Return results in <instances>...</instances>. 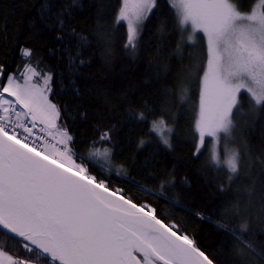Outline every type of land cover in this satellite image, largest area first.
<instances>
[{"label": "snow or ice", "instance_id": "6c2138e0", "mask_svg": "<svg viewBox=\"0 0 264 264\" xmlns=\"http://www.w3.org/2000/svg\"><path fill=\"white\" fill-rule=\"evenodd\" d=\"M163 2L175 15V54L183 51L186 41L201 42L195 75L184 69L176 80L182 100L189 82L198 96L193 155L198 158L210 138L209 170L227 169L215 184L222 203L212 216L190 212L197 219L215 221L214 228L224 238L220 252L213 255L202 248L154 202L172 203L165 192L176 186L174 172L155 170L157 150L172 149L176 138L177 119L163 97L149 106L130 100L123 90L109 92L104 110L116 123L97 128L93 138L77 139L73 125L77 118L89 121L85 105L94 99L91 93L82 97L76 83L79 70L91 67L84 58L91 47L88 38L72 27L74 9L82 5L79 0H40L31 30L51 26L55 40L65 47L69 68L77 71L64 78L69 85L62 89L69 97L64 104L56 102L53 87L60 74L40 69L36 49L20 47L22 63L15 69L0 63V237L15 243L14 249L0 245V264H264V243L255 239L257 233L264 237V153L257 157L258 181L248 176L255 190L240 199L239 193L231 199L228 195L247 171L241 162L248 159L249 149L236 140L237 117L264 113V0H251L246 9L241 0ZM92 7L98 19L104 9H111L112 22L126 24L123 48L134 55L161 0H115L114 5L94 0ZM161 28L166 30L163 21ZM105 55L110 59V50ZM172 70L158 67L165 79ZM121 110L125 126L146 129L137 139H120ZM124 143L153 148L142 168L135 161L113 163L123 154L116 150ZM133 171L141 179L147 173L153 183L159 177V192L147 181L141 184ZM124 185L139 189L142 198Z\"/></svg>", "mask_w": 264, "mask_h": 264}, {"label": "trees", "instance_id": "16d2710c", "mask_svg": "<svg viewBox=\"0 0 264 264\" xmlns=\"http://www.w3.org/2000/svg\"><path fill=\"white\" fill-rule=\"evenodd\" d=\"M105 4H113L115 0H103ZM82 7L74 9L72 27L88 38L91 45L84 58L90 60L89 69L79 70V79L76 81L80 88L81 96L87 99L91 93L92 105H85L90 113L87 123L78 118L73 125L74 134L78 140L90 139L95 136V130L100 127H110L115 120L106 118L104 106L109 92L123 90L130 94L129 99L137 103L163 102L168 105L170 112L177 119L175 125V137L172 141V149L157 150L155 157L156 172H174L176 186L171 191L165 192L168 201L165 204L160 200L154 202L163 209V214L175 217L184 229L192 235L197 243L212 252L213 255L220 252V244L223 236L214 228L215 221L197 219L190 212L202 211L205 215L212 216L213 211L222 203L220 193L215 184L220 181L226 170H217L209 167L206 161L209 158L207 143L204 150L197 158L194 153V129L193 124L198 105V96L195 88L189 82L184 85L187 88V96L181 99L177 75L181 70L187 69L191 75H195V69L200 65L202 58L201 42L197 39L193 42H185L183 51L175 54L174 44L179 39L174 29L175 15L170 8L161 0V9L156 12L142 30L134 55H130L124 48L126 42V25H115L108 13L111 9H104V17L97 18V10L92 7L94 0H79ZM246 9L251 0H241ZM40 7V0H0V63H6L9 68L15 69L22 63L19 48L28 46L36 49V58L42 61V71H54L59 73L55 77L53 85L58 93L56 102L68 103L69 97L63 95L62 89L69 85L66 79L76 69H70L68 57L64 56L65 47H61L55 40V32L51 26L47 29L37 28L31 30L33 21L36 20V12ZM166 24V30L161 28V22ZM104 30H107L106 32ZM106 49L110 50L111 58L105 55ZM55 50V55L51 52ZM171 66L172 73L165 79V73L158 71V67ZM188 75V73H185ZM175 86V87H174ZM165 89H169L167 94ZM75 107V106H73ZM111 108V105L108 106ZM75 117V112L71 113ZM122 132L120 139L135 140L146 131L143 125H127L123 110L119 113ZM240 124V144L249 149L246 154L248 159L242 160L247 166V171L232 185L229 199L237 196L238 199L246 197L255 190V185L248 179L257 180L255 170L259 168L261 153H264V113L257 112L254 116L246 114L243 118L237 117ZM72 124V120L67 121ZM148 139L147 136L144 137ZM117 153L114 164L127 161H135L138 168L143 167L145 156L153 152L151 146L145 149H137L135 144L124 143ZM264 158V157H261ZM151 170V167H150ZM141 184L147 181V186L159 192V177L153 183L148 180V174L144 173L145 179H141L138 171H133ZM187 181V183H185ZM115 182V181H114ZM131 189V193L138 199L142 198L140 190L124 185ZM178 202L176 206H173ZM233 203L235 201L233 200ZM184 209V210H180ZM258 243H264V237L257 233L255 237ZM0 245L10 249L15 248L14 242H9L0 237Z\"/></svg>", "mask_w": 264, "mask_h": 264}, {"label": "rangeland", "instance_id": "374dc122", "mask_svg": "<svg viewBox=\"0 0 264 264\" xmlns=\"http://www.w3.org/2000/svg\"><path fill=\"white\" fill-rule=\"evenodd\" d=\"M125 25H126V24H125ZM236 140H237V142L239 143V141H240V128H239V134L236 136ZM206 143H207V150L209 151V148H210V138L206 139L205 144H206ZM224 170L227 171L226 168H224Z\"/></svg>", "mask_w": 264, "mask_h": 264}]
</instances>
